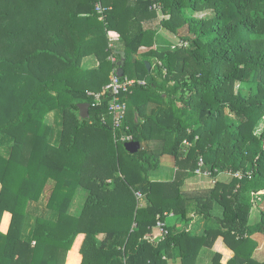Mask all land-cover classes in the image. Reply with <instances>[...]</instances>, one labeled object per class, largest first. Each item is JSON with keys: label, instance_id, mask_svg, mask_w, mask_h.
Here are the masks:
<instances>
[{"label": "trees", "instance_id": "1", "mask_svg": "<svg viewBox=\"0 0 264 264\" xmlns=\"http://www.w3.org/2000/svg\"><path fill=\"white\" fill-rule=\"evenodd\" d=\"M158 1L161 13L151 0H0V228L11 215L0 264H200L204 250L223 264L219 238L227 264H264V0ZM162 31L180 42L157 47ZM120 52L124 76L146 82L122 95L120 134L144 144L137 155L101 124L111 97L88 120L78 107L110 83ZM163 158L185 179H154ZM201 160L214 186L184 191ZM196 218L201 235L188 231Z\"/></svg>", "mask_w": 264, "mask_h": 264}, {"label": "built area", "instance_id": "2", "mask_svg": "<svg viewBox=\"0 0 264 264\" xmlns=\"http://www.w3.org/2000/svg\"><path fill=\"white\" fill-rule=\"evenodd\" d=\"M151 2H152L151 10L161 13V10H162L161 3L158 0H151ZM97 9L100 13L104 11V9H102L101 6H98ZM110 60L113 63L117 62V59L115 56H111ZM156 66L163 68V63L157 60ZM118 71L119 69L113 72V75L111 76V79H110V83L103 89V91L97 92V93L88 92L87 95L92 100V102L89 104L90 108L102 106L106 95L109 98L111 97V101L109 103V114H108L111 120L109 121L107 116H102L100 119L101 124L104 126L111 125V128L114 133V137L116 139L119 138V141L123 143H130V142H133V137L131 135L120 134L121 130L124 128V123L127 119V114H128V104L126 101L122 99V95L132 93L133 89L136 86H146V82L141 81V80H134V79L132 80L125 76L120 77L118 75ZM163 73L164 75L167 74V71L165 68L163 69ZM203 165H204V162L203 160H201L199 163V168L195 172L196 175L201 176V177H211L212 176L211 172L209 171L205 172L202 170ZM136 195L138 199H142L143 197L142 193L140 192H138ZM168 217H173V215L170 214ZM165 227H166V223H163L161 221L158 222L155 231H158L159 235H156L155 232L151 235L150 240L152 243L157 245L165 240V237L168 234V231L165 229ZM188 231L190 230L188 229Z\"/></svg>", "mask_w": 264, "mask_h": 264}, {"label": "rangeland", "instance_id": "3", "mask_svg": "<svg viewBox=\"0 0 264 264\" xmlns=\"http://www.w3.org/2000/svg\"><path fill=\"white\" fill-rule=\"evenodd\" d=\"M207 14H209V13L198 14L197 17H200V18L201 17H205ZM186 32H187V29L185 28V29L180 31L179 35L183 36V35H185ZM166 34H165L166 36L164 37V39L162 38L163 41L169 40V41H172L174 43L180 42V40H179L180 36L171 35L169 33H166ZM111 38H114V35H111ZM169 41H166V43H169ZM155 72L157 73V69L154 71V73ZM236 89H237V91L239 90L238 87ZM135 155H137V154H135ZM161 160L166 164V166H167L166 170L167 171L172 168L173 164H172L171 159L163 158ZM158 172L159 171L155 172L156 174L153 175L154 179L166 180L165 178H169V179L173 180V179H182V178H184V176H180L181 174L178 171H175V170H174V172L172 173L171 176L169 175V176H166V177H163L162 175H159ZM218 178H219V181H230V179H231L230 175H228V174H222ZM214 182H215V179L212 178V177H201V176L198 177L197 176L195 178H191V179L187 180V185H186L187 187L183 186V189L191 190V191L192 190L206 189V188H209V187H213L214 186ZM82 196H83V198H85L86 194L84 195L83 193H81V194L78 195V197H76L74 199V201L72 203V207L70 208V213L71 214H76L77 215L79 213L81 206L84 204V199L81 198ZM141 204L144 205V203H142V202H141ZM261 212H262L261 206L254 207V209L252 211L251 223H257L260 220ZM174 220H179V218L175 217L173 220H168V222L172 223ZM206 225H207L206 221H203V220H200L199 218L198 219L196 218V219H194V222L191 224V227H189V230L192 231L195 234L201 235V234H203V231H205L203 228ZM199 228L201 229L200 232H198ZM256 236L257 237H255V238L257 239V241L259 243V248H258L257 252H261L262 253V255L259 258L264 259V236L263 235H256ZM79 247H80V245H79ZM76 260H77V258H75V261ZM68 264H70V262H68Z\"/></svg>", "mask_w": 264, "mask_h": 264}, {"label": "crops", "instance_id": "4", "mask_svg": "<svg viewBox=\"0 0 264 264\" xmlns=\"http://www.w3.org/2000/svg\"><path fill=\"white\" fill-rule=\"evenodd\" d=\"M166 33L165 32H160L159 33V36H158V39H157V47L159 46H163L166 44V41H169V40H165L163 41L164 37L167 35H165ZM112 35L115 36V39L119 38V35L117 33H113ZM163 38V39H162ZM118 41V40H116ZM171 43V46H175L176 43L172 42V41H169ZM168 43V44H170ZM146 51V49H142L141 52H144ZM84 66L85 67H97L98 66V62L95 60V58H87L84 60ZM51 120L53 121V116L50 117ZM50 120V122H51ZM164 164V167L163 169H161L162 171H159V174L162 175L163 177H166V176H171L172 173L175 171H177V169L175 167H173L172 165V168L170 170H166L167 169V166L166 164L163 162ZM166 180H171L169 178H165ZM187 185V181H185V184L184 186ZM210 188V187H209ZM183 189V188H182ZM184 191H191V190H186V189H183ZM173 215V214H172ZM176 216L173 215V217H168L166 222L168 225H174L176 223H179L180 220H174L172 223H169L168 220H173ZM10 222H11V215L9 213H6L3 217V220H2V224H1V228L0 230L3 232V233H7L8 229H9V226H10ZM204 224V223H203ZM201 227V226H200ZM203 228V227H202ZM205 228V227H204ZM203 228V229H204ZM201 229L199 228V231L200 232ZM156 235H159V232L158 231H155ZM257 237V236H255ZM256 239V238H255ZM257 240V239H256ZM214 253H220L222 255V263L223 264H227L233 257H234V252L229 249L222 238H219L217 240V242L215 243L214 247H213V250H212ZM258 251V250H257ZM211 252L209 250H204L200 256V264H210L211 262V256H210ZM262 255L261 252H257L256 253V257H260ZM260 260H263L262 258H259ZM71 259H68V262H70ZM81 260H80V257L75 261V264H80ZM170 264H181V261L180 259L178 258L177 260H171L170 261Z\"/></svg>", "mask_w": 264, "mask_h": 264}, {"label": "water", "instance_id": "5", "mask_svg": "<svg viewBox=\"0 0 264 264\" xmlns=\"http://www.w3.org/2000/svg\"><path fill=\"white\" fill-rule=\"evenodd\" d=\"M119 54L121 56V61L119 63L120 69L118 71V75L120 77H123L125 74L124 73V66L126 63V53L120 52ZM147 66H148V70L150 71L151 65L149 63H147ZM78 107L80 110V117L83 120L90 119V105L88 103H83V104L78 105ZM124 147L129 154L135 155L141 150L142 145L139 142H130V143H126Z\"/></svg>", "mask_w": 264, "mask_h": 264}]
</instances>
